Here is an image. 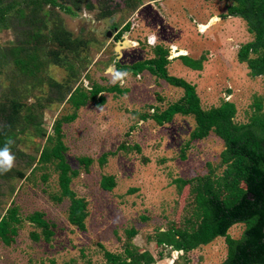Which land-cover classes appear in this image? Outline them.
<instances>
[{
  "label": "rangeland",
  "instance_id": "obj_1",
  "mask_svg": "<svg viewBox=\"0 0 264 264\" xmlns=\"http://www.w3.org/2000/svg\"><path fill=\"white\" fill-rule=\"evenodd\" d=\"M150 2L3 0L1 5L11 8L0 16V105L16 100L22 106L12 129L19 134L8 172L22 171L26 178L0 177V214L13 204L23 219L14 241L6 245L0 239V264H147L148 258L149 264H222L226 259L224 237L188 252L158 242L171 227L191 230L195 190L202 182L195 178L224 176L226 167L219 165L224 144L213 133L190 141L195 126L191 116L176 115L162 126L141 119L161 114L184 91L147 71L135 75L128 68L155 56L150 40L154 46L159 43L168 50V75L194 85L203 109L230 101L236 106L234 121L245 123L253 114H264V77H251L237 59L239 47L253 36L245 23L231 21L227 5L217 0H157L155 8ZM210 16L221 20L201 28ZM128 19L130 29L124 31ZM61 30L75 41L71 48L56 41ZM36 32L40 36L31 38ZM127 39L141 42L133 49V43L124 45ZM181 54L193 60L204 57L202 69L187 67L177 58ZM15 57L24 64L15 65ZM123 72L128 73L123 83L113 82ZM95 86L105 91L75 109L69 94L79 88L90 96ZM99 96L105 98L100 106ZM72 115V121L64 120ZM59 121L70 188L86 202L84 229L68 221L69 198L53 199L61 193L55 165L34 161L45 142L41 130L54 136ZM82 157L92 159L89 168ZM103 177L113 178L111 190L101 188ZM180 178L191 182L179 186ZM34 212L49 223L47 241L42 229L25 219ZM244 228L236 224L228 234L238 239ZM32 232L40 239L34 240Z\"/></svg>",
  "mask_w": 264,
  "mask_h": 264
},
{
  "label": "trees",
  "instance_id": "obj_2",
  "mask_svg": "<svg viewBox=\"0 0 264 264\" xmlns=\"http://www.w3.org/2000/svg\"><path fill=\"white\" fill-rule=\"evenodd\" d=\"M47 1L53 2V0ZM230 1L232 4L227 6L228 15L242 18L247 25L248 32L253 35L252 41L239 48L237 59L240 63L246 64L251 77H264V0ZM2 2L3 0H0V16H4L11 8L9 4L3 7ZM106 15L111 16V12H107ZM123 28L124 31L130 29L128 21ZM118 34L122 35L121 32ZM33 36L40 35L36 32L30 37L33 38ZM55 39L59 45L68 48L75 43L74 40H70V35L65 30H61ZM153 52L155 54L153 58L135 63L128 68V71L135 75L147 71L170 85L182 88L184 95L161 114L142 116L141 119L150 118L162 126L170 123L176 115L191 116L195 126L190 134V141L203 140L213 133L224 144V149L219 155V165L226 167L223 172L224 176L216 180L210 178V173H208L209 176L203 175L202 178H195L198 182H202L195 190V222L189 221L192 225L191 230L171 227L157 237L158 242L170 246L175 251L188 252L201 245L209 244L218 237H224L228 248L226 259L222 264H264V114L262 113L261 116L253 114L248 122L237 123L234 121L236 106L233 102L225 100L218 106L203 109L194 85L182 78L168 75L166 70V65L169 63L168 50L156 45ZM178 58L189 68L202 69L204 57L199 60H193L186 55ZM24 62L23 58L13 59V63L17 66L23 65ZM103 91H105L104 88L95 86L90 96H87L76 88L69 94L68 100L75 109H78ZM104 102L105 98L99 96L98 105ZM21 107L16 100L10 101L8 105L5 103L0 105V123H2L0 149L8 145L10 152L14 151L13 140H16L19 133L13 130L15 131ZM256 108L257 111L261 110V103H257ZM73 119H75L74 115L64 120L72 121ZM61 123L62 121H59L55 124L54 136L46 132L42 133L41 130L40 136L45 138V142L37 158L33 157V159L41 166L55 165L58 170V184L61 193L60 196H53V199L61 202L65 197L69 198L68 221L77 228L84 229V220L87 216L86 202L82 198H77L70 188L72 177L69 175L70 166L64 157L66 147L60 136ZM9 141H11L10 144ZM79 160L86 169L92 163L89 157H82ZM37 164L31 168L30 173L34 171ZM14 174L7 171L0 173V177L5 179L17 177L20 180L26 178V174L22 171H15ZM71 174L74 177L78 172L77 170L71 171ZM43 179L47 178L43 177ZM190 182L191 180L182 178L178 180L179 186L190 184ZM114 184L112 177H103L101 180L103 190H111ZM12 205L0 214V239L6 245L14 241L23 222L19 209ZM25 219L36 228L42 229L45 241L50 238L52 232L48 229L49 223L41 212H34ZM236 224H243L245 228L240 238L233 239L228 233ZM129 234H135V230H131ZM31 235L36 241L41 237L37 232H32ZM151 261L152 258H148L147 264Z\"/></svg>",
  "mask_w": 264,
  "mask_h": 264
},
{
  "label": "clouds",
  "instance_id": "obj_3",
  "mask_svg": "<svg viewBox=\"0 0 264 264\" xmlns=\"http://www.w3.org/2000/svg\"><path fill=\"white\" fill-rule=\"evenodd\" d=\"M84 15L88 18H91L90 14H88L87 12H85ZM152 40H154V37L152 38ZM127 76V72L118 73L113 82L119 81L123 83L124 79H126ZM10 143L11 141H9V144ZM13 160L14 157L11 155L8 145H6L3 149H0V173L7 172L11 169Z\"/></svg>",
  "mask_w": 264,
  "mask_h": 264
},
{
  "label": "crops",
  "instance_id": "obj_4",
  "mask_svg": "<svg viewBox=\"0 0 264 264\" xmlns=\"http://www.w3.org/2000/svg\"><path fill=\"white\" fill-rule=\"evenodd\" d=\"M149 1H151L150 3H152L151 6H153V7L155 8L154 3H155L157 0H149ZM205 1H208V2H214V1H216V0H205ZM217 1H218V2H222L223 4H226L227 6L232 4V2H231L230 0H217ZM147 6H150V5H147ZM145 8H146V7H145ZM157 11H158V10H157ZM158 12H159V11H158ZM135 15H136V14H135ZM212 16H213V15H212ZM212 16H210V18H211ZM229 17L232 19L231 21H233V20H237V22H238L239 24H241V23H245V21H244L242 18L238 17V16H229ZM212 18H216L217 20L220 19V17H217V16H216V17L214 16V17H212ZM220 20H221V19H220ZM209 21H211V19H210ZM209 21L206 22V25H207L208 27H209V26H212L213 24H215V23L217 22V21H215V22H213L212 24H210ZM126 22H127V21H126ZM128 22H129V19H128ZM208 23H209V24H208ZM231 23H232V22H231ZM199 24H200V26H201L202 23H199ZM239 24H238V25H239ZM245 24H246V23H245ZM202 25H203V24H202ZM232 25H233V23H232ZM132 26H133V25H132ZM246 26H247V25H246ZM208 27H207V28H208ZM207 28H206V29H207ZM206 29H205V30H206ZM132 30H133V29H132ZM132 34H133L132 31H130V32L128 31V33H127L128 36H131ZM149 35H150V34H149ZM151 35H152V34H151ZM252 36H253V35H252ZM153 37H154V36H153ZM154 38H155V37H154ZM127 40H128V39H127ZM252 40H253V39H252ZM252 40H251V41H252ZM150 41H151V40H150ZM130 42H132V43L134 44V46H131V47H133V49H134L135 47H138V46L140 45V42H141V41H140V40H135V39H134V40H130ZM248 42H249V41H248ZM156 43H157V40H156ZM246 43H247V42H246ZM148 44H150L149 47L154 48V45H153L151 42L148 43ZM244 44H245V43H244ZM156 45H159V46H160L159 43L156 44ZM242 45H243V44H242ZM242 45H241V46H242ZM241 46H240V47H241ZM240 47H239V48H240ZM173 48H176V47H173ZM176 50H177V51H179V50L184 51L183 49H178V48H176ZM238 50H239V49H238ZM179 52H181V51H179ZM182 55H186V54H181V55H179V56H182ZM179 56H178V57H179ZM186 56H187V55H186ZM168 57H169V56H168ZM178 57H177V58H178ZM169 61H170V59H169ZM169 64H170V62L168 63V65H169ZM243 64H245V63H243Z\"/></svg>",
  "mask_w": 264,
  "mask_h": 264
},
{
  "label": "bare ground",
  "instance_id": "obj_5",
  "mask_svg": "<svg viewBox=\"0 0 264 264\" xmlns=\"http://www.w3.org/2000/svg\"><path fill=\"white\" fill-rule=\"evenodd\" d=\"M215 19H216V18H212L211 21H209V23L211 24ZM209 23H208V24H209ZM204 27H207V25H205V26L203 25V27H201V28H204ZM130 43H132V42L126 40V41L124 42V45L127 46V45H129Z\"/></svg>",
  "mask_w": 264,
  "mask_h": 264
},
{
  "label": "water",
  "instance_id": "obj_6",
  "mask_svg": "<svg viewBox=\"0 0 264 264\" xmlns=\"http://www.w3.org/2000/svg\"><path fill=\"white\" fill-rule=\"evenodd\" d=\"M107 36H110V32H108Z\"/></svg>",
  "mask_w": 264,
  "mask_h": 264
}]
</instances>
